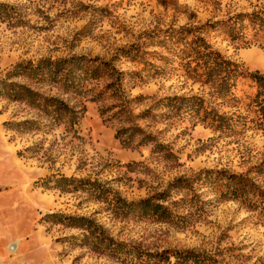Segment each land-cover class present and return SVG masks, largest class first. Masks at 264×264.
Instances as JSON below:
<instances>
[{"label": "rangeland", "instance_id": "obj_1", "mask_svg": "<svg viewBox=\"0 0 264 264\" xmlns=\"http://www.w3.org/2000/svg\"><path fill=\"white\" fill-rule=\"evenodd\" d=\"M261 25L264 0H0V264H264V131L215 134L183 71L197 38L264 75Z\"/></svg>", "mask_w": 264, "mask_h": 264}, {"label": "trees", "instance_id": "obj_2", "mask_svg": "<svg viewBox=\"0 0 264 264\" xmlns=\"http://www.w3.org/2000/svg\"><path fill=\"white\" fill-rule=\"evenodd\" d=\"M248 25L253 27L250 23ZM202 41H197L196 38L188 44V57L191 59L183 66L187 78L206 87V98L201 100V108L195 109L194 115L202 112L200 122L220 137L239 138L247 129L264 131V75L258 72L250 73L243 65L225 58L221 52L213 50L209 44ZM243 43L247 45L250 41L244 39ZM97 60L95 58L92 61ZM93 68L96 72L100 70L98 65ZM261 173H264V170L258 172L257 176ZM206 177L209 180V176ZM223 177L226 186L225 197L231 195L232 198L239 199L250 192L246 177L236 174ZM160 199L166 198L164 196ZM145 201L144 209L157 214L165 213V206ZM179 257L185 262L205 261L191 252L182 253Z\"/></svg>", "mask_w": 264, "mask_h": 264}]
</instances>
